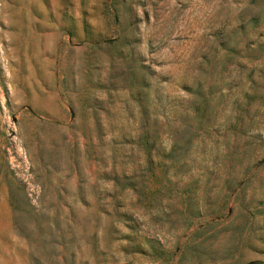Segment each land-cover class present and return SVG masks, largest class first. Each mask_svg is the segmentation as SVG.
I'll return each instance as SVG.
<instances>
[{
	"label": "rangeland",
	"instance_id": "1",
	"mask_svg": "<svg viewBox=\"0 0 264 264\" xmlns=\"http://www.w3.org/2000/svg\"><path fill=\"white\" fill-rule=\"evenodd\" d=\"M0 264H264V0H0Z\"/></svg>",
	"mask_w": 264,
	"mask_h": 264
}]
</instances>
